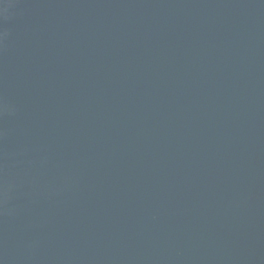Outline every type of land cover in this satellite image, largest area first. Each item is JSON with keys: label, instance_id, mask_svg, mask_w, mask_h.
<instances>
[{"label": "water", "instance_id": "1", "mask_svg": "<svg viewBox=\"0 0 264 264\" xmlns=\"http://www.w3.org/2000/svg\"><path fill=\"white\" fill-rule=\"evenodd\" d=\"M0 264H264V0H0Z\"/></svg>", "mask_w": 264, "mask_h": 264}]
</instances>
